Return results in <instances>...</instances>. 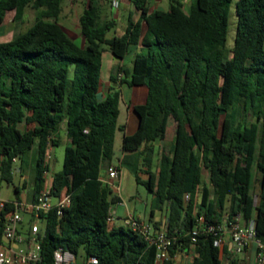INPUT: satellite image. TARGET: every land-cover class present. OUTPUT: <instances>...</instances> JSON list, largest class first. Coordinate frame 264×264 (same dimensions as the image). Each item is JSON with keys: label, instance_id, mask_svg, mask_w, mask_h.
I'll list each match as a JSON object with an SVG mask.
<instances>
[{"label": "trees", "instance_id": "obj_1", "mask_svg": "<svg viewBox=\"0 0 264 264\" xmlns=\"http://www.w3.org/2000/svg\"><path fill=\"white\" fill-rule=\"evenodd\" d=\"M233 1L191 0L184 10L182 0H170L168 11L149 12L147 0H131L140 20L130 22L120 37L108 38L114 22H100L98 3L89 0L78 19L82 42L77 43L59 24L64 0H0V24L7 11L15 12L14 36L0 43L1 181L11 184L13 159H23L37 142L38 196L48 169L43 163L48 141L56 147L61 133L68 140L52 189L55 198L69 196L70 206L60 216L56 210L39 214L40 260L32 264H54L58 248L74 256L82 250L97 264H155L152 246L130 229L107 223L118 200L99 180L114 156L120 112L119 91L98 96L102 53L123 59L139 44L142 51L131 68L117 71L123 76L120 84L147 89L145 103L133 107L137 128L123 137L121 148L136 152L143 147L139 156L148 178L136 175V182L153 195L150 214L166 218L164 226L150 224L155 231L183 234L200 217L218 224L225 214L230 219L241 214L255 222L257 239L264 243V0H235L236 31L228 50ZM26 8L36 16L21 32ZM248 115L252 118L246 122ZM170 120V153L151 172L152 143L165 139ZM253 170L259 185L256 203ZM203 171L210 188L202 187L197 203ZM3 228L1 221L0 245L5 246ZM214 240L199 234L195 243L184 237L177 245L192 249L191 264H223Z\"/></svg>", "mask_w": 264, "mask_h": 264}, {"label": "crops", "instance_id": "obj_2", "mask_svg": "<svg viewBox=\"0 0 264 264\" xmlns=\"http://www.w3.org/2000/svg\"><path fill=\"white\" fill-rule=\"evenodd\" d=\"M162 1L163 0H147V8L149 12H153L155 10L168 11L169 3H168L167 9H163ZM80 2L84 6L83 8L84 10L87 7L89 0H64L63 10H62V13L59 19V24L63 27L64 31L67 29V26L70 25L72 21H74V19L70 18V16H71L72 11L73 10L75 11V8L79 5ZM190 2L191 0H182V3L184 5V10H188ZM103 4L104 3L101 1L98 3L99 9L100 7L103 6ZM111 4H112L111 14L113 15V22H114L113 29H114L117 26L116 20L119 18L120 16L119 14L121 10H119L120 4L117 3L115 0L111 2ZM132 6L133 5L131 3V0H126L125 3L122 5L123 11L128 12V16L126 18V22H124L121 26V31H120L121 35H123V33L125 32L130 22L135 24L140 20V12L137 11L135 8L133 12L131 10ZM14 14H15L14 11H7L5 13L3 22L0 24V43L9 42L12 40L14 36V28H15V25L13 22ZM35 16H36L35 10H33L32 8H26L21 24L19 25V28H18L19 31L21 32L27 31L33 25ZM78 19L79 17L76 20L75 28L79 29ZM144 32H145V24L142 23V35L144 34ZM121 35L118 36L116 35V33H114L113 36L120 37ZM68 36L71 38L70 35ZM80 42H82V39H80ZM131 49L133 51V58H134V56L138 52L142 51V46L140 44L136 46H131L129 48V51ZM127 58H128V53L125 55L123 59H117L113 57L107 50H105L102 53L101 68H100V88H99V95H98L99 98L104 99L109 94H111L113 91L120 92V104H119L120 112H119V117H118L119 129L116 131V134L114 137V156L109 165L103 166L102 170L100 171V175H99V180L105 179L106 169L109 166L117 167L119 175H118V178L112 182L113 185L111 187L112 196L116 197L118 200L117 202L112 204L110 208V211L115 217V221L111 224V226H114V227H123L122 220L128 216H132L133 218H135L134 209L133 207L130 206V200H132L135 197V194L137 193L136 185H138L136 182V175L133 174V171L138 168L139 173L137 176L142 181L148 178V175H147L148 168L146 166H143L142 158L139 156L140 152L143 150V147H141L136 152H125V151H122V148H121L123 137L133 134L137 128L138 118L133 111V107L144 104L146 100V96H147V89L143 85L129 87L126 84H120V80L123 78V76L120 73L117 74L118 69L119 68L130 69L132 66L133 58L130 62V65H126ZM112 77H115V79L112 80ZM126 87L129 90V95L127 97L128 101L126 100V94H127ZM120 117L122 118L121 121H120ZM171 121L172 120L168 122L165 139L162 141H157L155 143H152L154 155H153V162L151 166V172H157V165H158V160L160 159V157L162 155H168L170 153V149H171L170 145L172 143L173 134H174L173 131H172V134H170L169 132ZM64 123L62 124V129H64ZM59 143H64L65 147L68 144V140L65 136V133L60 134ZM54 148L55 147L52 146L51 142L48 141L45 153L50 154V160L48 162V172H49L48 175L51 178H53L55 174V173L53 174L50 172V164H51L52 153L54 151ZM29 153H31V156L28 161L29 163L27 166L24 167L23 166L24 158ZM26 155L23 157V159L15 158V161L13 162L14 173H13L12 182H13L14 177L17 176L19 178V183L18 185L13 187L14 198L9 199V198H3L1 196L4 201H8V202L19 201L23 204H31L37 198V196L34 193V178H35V170H36V164H37V158H38L37 142L34 145V147ZM18 162H20L19 165L17 164ZM11 184H8V185H11ZM202 187H207L208 189L210 188L209 175L206 171H203V182H202V185H200L198 189V193L196 195L197 203H199L201 199ZM16 189L17 191H15ZM210 198L212 197L210 196ZM54 202H55V199H54ZM121 204H124L126 206L125 215L122 218L117 216V206ZM152 210H153V206L151 207L150 212ZM21 215L23 217V220H24L25 215H28L31 217V219H33V215L27 211L23 212ZM135 219L140 220L139 218H135ZM165 220H166L165 214L155 212L153 215L150 214L147 221H143V222L151 223L152 221L154 222L160 221L161 225L164 226ZM37 221H38V226H39V220ZM240 224L246 228L250 226L255 227V222L253 220L246 221L243 218H241ZM28 230H29V227H28ZM4 247H6L7 249L12 248V252L8 250V255L24 254V247L23 249H21L20 246H16L12 243L8 245L5 244ZM229 252H230V249L227 246L226 251H225L226 253L225 263H229L230 261L235 260L237 261L238 264H255L256 249H255L254 244H250L241 255L236 256L234 258L230 256ZM192 260H193L192 249H189V251H187L185 254H180L177 256L178 264H191ZM14 264H25V263L20 261Z\"/></svg>", "mask_w": 264, "mask_h": 264}, {"label": "built area", "instance_id": "obj_3", "mask_svg": "<svg viewBox=\"0 0 264 264\" xmlns=\"http://www.w3.org/2000/svg\"><path fill=\"white\" fill-rule=\"evenodd\" d=\"M50 154L45 153L43 163L48 167ZM15 158L13 159V162ZM48 169L43 172L44 184L43 188L38 194L36 200L31 204H23L19 201L8 202L4 201L1 197V188L3 182L0 179V222L4 221L3 239H8L9 244L16 246L23 245L24 254L8 255V250L12 252V248L7 249L0 245V264H14L17 262H24L25 264H32L40 260V239L38 237L39 226L38 216L40 213H47L51 210H56L57 215L62 214V210L70 206V197L64 196L62 198H55L53 196L52 183L53 178L49 177ZM118 170L116 166H109L106 169V178L100 180L108 187H112V182L118 178ZM55 199V202H54ZM189 200V195L184 196V201ZM29 212L33 215V219L29 224L28 236L24 238L19 232L20 225L23 222L22 213ZM241 214L235 215L232 219L227 214L224 215L221 223L211 224L200 217L197 224L185 233L178 230L168 232L162 228L155 231L150 223L140 221L128 216L122 220L123 226L130 229L135 234L139 235L148 246L155 249V264H171L177 263V256L185 254L189 249H181L178 247L177 242L180 238L189 237L191 244L196 242L199 234H209L214 240V245L219 250L221 261H226V248L230 249V256L232 258L241 255L244 250L250 245L254 244L256 249L255 264H264V243H261L256 236L254 226L248 228L240 224ZM115 217L112 212H109L107 223L112 224ZM174 252L173 255L171 252ZM54 264H74L75 256L69 252L58 248L53 254ZM96 257H89L85 259V264H97ZM227 264V263H225Z\"/></svg>", "mask_w": 264, "mask_h": 264}, {"label": "rangeland", "instance_id": "obj_4", "mask_svg": "<svg viewBox=\"0 0 264 264\" xmlns=\"http://www.w3.org/2000/svg\"><path fill=\"white\" fill-rule=\"evenodd\" d=\"M103 2V6L100 7V22H109L113 21V15L111 14V7L114 0H96L97 3ZM117 3L120 4V16L116 20V28L113 30L109 31L107 33V37H113L114 33L116 35H121V26L124 22H126V18L128 16V12L123 11L122 5L125 3L126 0H115ZM234 2L233 1L231 7H230V14H229V28H228V35H227V42H226V48L229 50L233 47L234 43V38H235V31H236V14H235V7H234ZM169 0H163L162 1V7L163 9H167L168 7ZM116 6V5H115ZM84 6L80 2L79 5L75 8V11L73 10L71 13L70 18L74 19V21H70L71 24L67 26V29L65 30L68 35L71 36L72 39H74L77 43H80V33L79 29L75 28L76 25V20L82 13ZM131 10L134 12V7H131ZM133 58V51L132 49L128 52V58L126 60V65H130V62ZM126 100L128 99L129 95V90L126 87ZM128 101V100H127ZM251 116L248 115L246 118V122H249L251 120ZM122 118L120 117V121ZM172 131L174 132V123L173 121L170 122V134H172ZM119 134V133H117ZM169 135V134H168ZM64 150H65V144L64 143H59L55 148L52 153V159H51V164H50V172L51 173H57L59 172L62 167H63V159H64ZM31 156V153L26 155L24 158V164L23 166L28 165L29 158ZM18 165L20 162L17 163ZM139 170L138 168L133 171L134 175H138ZM256 175L253 170V183H252V195L254 197L255 203L257 202V194L259 191V185L258 182L256 181ZM19 183V178L17 176L14 177L13 182L11 185H8L6 183L2 184L1 188V196L3 198H9L13 199L14 198V192H13V187L18 185ZM137 187V193L135 194V197L130 200V206L133 207L134 209V216L135 218H139L141 221H147L149 216H150V209L154 205V200H153V195L146 190V188L143 185H136ZM125 209L126 206L124 204L118 205L117 206V216L118 217H123L125 215ZM158 213V212H157ZM31 222V217L28 215L24 216V220L20 226L19 232L21 235L26 238L28 236V227ZM39 226L43 227V224L39 222ZM125 228V226H123ZM22 230V231H20ZM21 249H23V245L20 246ZM74 264H85V256L84 252L82 250L78 251V254L75 256V263ZM225 264V262H224Z\"/></svg>", "mask_w": 264, "mask_h": 264}, {"label": "water", "instance_id": "obj_5", "mask_svg": "<svg viewBox=\"0 0 264 264\" xmlns=\"http://www.w3.org/2000/svg\"><path fill=\"white\" fill-rule=\"evenodd\" d=\"M3 242H4L5 244H9V243H10V241H9L8 239H3Z\"/></svg>", "mask_w": 264, "mask_h": 264}]
</instances>
